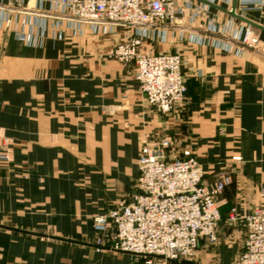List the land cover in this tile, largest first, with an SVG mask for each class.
I'll list each match as a JSON object with an SVG mask.
<instances>
[{
  "label": "crops",
  "instance_id": "1",
  "mask_svg": "<svg viewBox=\"0 0 264 264\" xmlns=\"http://www.w3.org/2000/svg\"><path fill=\"white\" fill-rule=\"evenodd\" d=\"M13 1L0 0V151L7 147L12 157L0 158V264H101L107 256L94 251L109 248L81 238L95 231L93 216L130 198L146 138L168 135L176 150L196 151L209 186L241 155L244 163L218 197L222 215L259 203L263 30L252 26L262 42L246 47L235 34L247 23L222 10L227 3L209 0L192 1L207 4L224 25L235 22L230 51L204 31V19L152 29V52H180L186 60L185 103L166 115L146 104L133 63L106 57L114 36L56 26L55 18L40 16L49 12L47 1L26 0L28 9L8 14ZM242 15L264 26V10ZM117 32L121 38L124 30Z\"/></svg>",
  "mask_w": 264,
  "mask_h": 264
},
{
  "label": "built area",
  "instance_id": "2",
  "mask_svg": "<svg viewBox=\"0 0 264 264\" xmlns=\"http://www.w3.org/2000/svg\"><path fill=\"white\" fill-rule=\"evenodd\" d=\"M26 0H14L11 9L26 10ZM50 3L43 18H55L56 26L66 23L68 28L92 35L111 36L112 47L107 58L125 64L133 63L137 86L146 102L163 113H170L184 100L187 91L184 59L177 53H154L149 49L151 30L160 25L186 28L202 19L206 33L215 35L214 43L231 50L228 30L235 23L225 25L210 13L207 4L192 0H42ZM227 3L232 0H209ZM35 8H43L42 3ZM2 10V9H1ZM264 10V0H237L236 12ZM10 22V18L6 19ZM124 33L118 37L117 29ZM200 38V35H195ZM235 38L249 48L261 43V36L250 26L236 28ZM210 41V38L207 39ZM107 111H112L108 106ZM169 138L146 142L140 151V176L136 193L119 201L107 212L97 215L95 230L103 235L100 247L136 255L158 256L166 261L193 259L198 247L217 243L223 215L218 204L221 192L232 182L230 174L218 177L211 186L205 183L202 164L186 151L183 157L170 158ZM8 158L7 154H0ZM235 208L231 218L237 219ZM245 239L237 264H264V204L243 217Z\"/></svg>",
  "mask_w": 264,
  "mask_h": 264
},
{
  "label": "rangeland",
  "instance_id": "3",
  "mask_svg": "<svg viewBox=\"0 0 264 264\" xmlns=\"http://www.w3.org/2000/svg\"><path fill=\"white\" fill-rule=\"evenodd\" d=\"M202 24L206 27L205 21H203ZM186 26H188V24ZM261 42H262V40H261ZM256 48H251V49H256ZM180 54L185 61V63H184V66H185L186 65L185 57L182 53H180ZM109 59H111V58H109ZM186 78H188L187 75H186ZM187 81H188V79H187ZM187 81H186V84H187ZM138 90H139V88H138ZM143 97H144V95H143ZM185 98H186V96H185ZM185 98L181 102V104H179V106L176 109H174L173 111H171L170 113H163V112L157 110L155 107H153V106H151V107H153L154 109H156L158 112H160L162 114L169 115V114L175 112L180 106H183V104L185 103ZM144 100H145V97H144ZM145 102H146V100H145ZM146 104L149 105L147 102H146ZM163 138H169V140H170V146L167 149V153H168L170 158L183 157L184 153L186 151H190L192 153V155L195 156L196 159H198L196 151H194L193 149H184L181 151L176 150L174 145H173V140H172L171 136H168V135L159 136V138H157V139H151V138L147 139L146 138L142 141L141 148L146 142H153L156 140H161ZM141 148H140V151H141ZM140 151H139V154H140ZM3 153L8 155V158H6V160L7 159L12 160L11 150L9 148L6 147V148L2 149L0 151V154H3ZM138 158H139V156H138ZM243 163H244V160H243L241 155H239V154L233 155L231 157V160H229L226 163V168L223 170V172L220 174V176L223 174H226V173L230 174L232 177V182H233V174L236 172V170L239 169L240 165H242ZM137 164H138V159H137ZM139 172H140V170H139ZM139 176H140V173L136 179V182L134 183L133 193H131L129 195L130 198L136 193ZM258 196H259V203L254 205L253 207H251V209H249V211H247L245 213H240L236 206H232L228 210L227 214L223 215V221L219 227L218 242L215 244L204 242L203 244H201L198 247V249L195 252V255L193 256V259H191V260H193L197 264H237L238 263L237 262L238 257L241 253L240 251H241V248L243 246L244 239H245V223H244L243 217L246 214H248L251 210H253L255 207L264 204V186L258 185ZM127 199H129V198H127ZM127 199L124 198V199L119 200V201H123V200H127ZM218 204H219V207L221 209V204H220L219 199H218ZM233 208H235V211H236L235 213H236L237 219H235V220H233L231 218V215H232L231 212H232ZM97 215H100V214H96L95 216H93V220H92L93 227H94V220H95V217ZM94 230H95V228H94ZM81 239L86 241V242H90V243L98 244L100 242L102 245L104 244L103 235L98 233L96 230L92 233L91 236L86 235V236L82 237ZM101 248H105V247H101ZM224 249H227L228 253H227V251L225 252ZM97 250L98 249H96V251H94V252L99 253L102 256H107V257H105V259H101V264H172L171 260L166 261L161 257L153 256V255H151V256L136 255V254H132V253H128V252L116 251V250H113L111 248H109L108 250H104V249H100L99 251H97Z\"/></svg>",
  "mask_w": 264,
  "mask_h": 264
},
{
  "label": "water",
  "instance_id": "4",
  "mask_svg": "<svg viewBox=\"0 0 264 264\" xmlns=\"http://www.w3.org/2000/svg\"><path fill=\"white\" fill-rule=\"evenodd\" d=\"M236 3H237V0H233V5H232V8L231 10H227V9H223L221 8L222 10L226 11L228 14H230L231 16L243 21V22H246L247 24L251 25V26H254L260 30H263L264 31V26L256 23V22H253L252 20L248 19L247 17L243 16V15H240L236 12ZM97 247L101 248L100 246H98L96 244ZM107 248V247H105ZM171 262L173 264H195V262L193 260H190V259H183L181 261H176V260H171Z\"/></svg>",
  "mask_w": 264,
  "mask_h": 264
}]
</instances>
